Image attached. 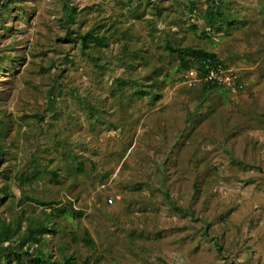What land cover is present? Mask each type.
I'll return each mask as SVG.
<instances>
[{
	"label": "rangeland",
	"instance_id": "374dc122",
	"mask_svg": "<svg viewBox=\"0 0 264 264\" xmlns=\"http://www.w3.org/2000/svg\"><path fill=\"white\" fill-rule=\"evenodd\" d=\"M5 13L1 216L41 212L21 202L25 188L84 211L49 236L56 257L264 264V0H15ZM90 31L106 44L85 48ZM168 44L216 53L245 89L204 97ZM33 154L45 170L36 189L15 176Z\"/></svg>",
	"mask_w": 264,
	"mask_h": 264
},
{
	"label": "trees",
	"instance_id": "16d2710c",
	"mask_svg": "<svg viewBox=\"0 0 264 264\" xmlns=\"http://www.w3.org/2000/svg\"><path fill=\"white\" fill-rule=\"evenodd\" d=\"M11 1L13 2L15 0H9L0 8V19L4 18V15L6 14L5 12L9 8ZM218 7L219 6L214 7L215 14L220 18V20H226V14L220 9H216ZM75 10L76 7H73L74 12ZM81 37L85 48H91V44L94 42L96 43V49H99V47L105 45L107 42L106 35H97L95 31L82 34ZM167 49L171 53H178L180 55L181 65L185 70L191 68L196 61H199L205 57H212L213 59L224 63V61L216 53L208 51L204 48L193 46L175 47L171 44H168ZM99 65H103V63H99ZM2 70L0 56V71ZM1 82L6 83V80H0V85ZM134 82V79L131 81L122 80L120 81V84L122 85L131 83L135 85ZM201 84V93L204 97L214 90L225 88L212 83ZM151 92L152 90L150 88H142V92L139 91L137 94H147ZM5 131V122L0 118V165L7 154V150L5 148ZM47 170L49 169L47 168ZM44 172L45 170L42 168L40 157L37 154H33L30 167L25 170L20 169L15 176L20 186L23 187L29 184L32 189H36L34 185L37 181L43 179ZM49 172L55 176L54 180L58 182L59 173L54 169ZM0 174L4 176V172L1 170ZM27 191L28 190L24 188V198L21 200V202L24 203L33 201L35 204L41 205V212L38 214L23 215V217L17 222L8 221L6 218L0 215V254L8 257L9 259H13L15 264H91V259L88 257L79 262L78 259L72 254H68L63 251L61 257H56L55 252L48 249L50 246V235H66L65 233L67 228L62 224V216L67 214V211L71 209L74 211L75 217L78 216V218H82L84 211L77 210L72 204L71 208L68 209L67 206H61L62 201L45 200ZM6 194H8L7 186L0 188V201ZM25 218L28 221V224L26 229H23V220ZM82 239L85 240V243L88 246H94V244H96L94 238L91 236L87 228L84 229ZM6 243H8V245Z\"/></svg>",
	"mask_w": 264,
	"mask_h": 264
},
{
	"label": "built area",
	"instance_id": "2783aa9c",
	"mask_svg": "<svg viewBox=\"0 0 264 264\" xmlns=\"http://www.w3.org/2000/svg\"><path fill=\"white\" fill-rule=\"evenodd\" d=\"M8 1L0 0V8ZM186 77L193 85L212 83L223 86L233 93H239L245 89V83L235 67L212 57L196 61L191 68L186 70Z\"/></svg>",
	"mask_w": 264,
	"mask_h": 264
}]
</instances>
